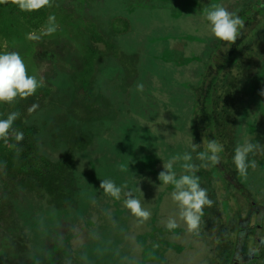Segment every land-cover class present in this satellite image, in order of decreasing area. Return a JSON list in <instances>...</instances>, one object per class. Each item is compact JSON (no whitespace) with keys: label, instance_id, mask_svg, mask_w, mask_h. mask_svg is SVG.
I'll return each instance as SVG.
<instances>
[{"label":"rangeland","instance_id":"obj_1","mask_svg":"<svg viewBox=\"0 0 264 264\" xmlns=\"http://www.w3.org/2000/svg\"><path fill=\"white\" fill-rule=\"evenodd\" d=\"M194 1L53 0L44 19L32 23L0 4V52L18 51L29 74L44 80L33 96L0 104V119L20 113L13 128L24 137L0 141L3 264H145L135 244L146 230L134 231L148 221L130 212L124 193L133 191L164 221L177 216L171 192L155 198L166 189L158 180L163 162L181 154L183 110L176 52L159 51L176 28L166 23L146 35L141 24H129L128 7L167 6L173 12ZM49 15H55L57 31L27 39L30 32L40 34ZM33 104L39 107L29 114ZM103 179L122 187L120 199L99 188ZM173 257L160 264H203L194 249Z\"/></svg>","mask_w":264,"mask_h":264},{"label":"flooded vegetation","instance_id":"obj_2","mask_svg":"<svg viewBox=\"0 0 264 264\" xmlns=\"http://www.w3.org/2000/svg\"><path fill=\"white\" fill-rule=\"evenodd\" d=\"M208 2L202 7L201 0L187 5L181 2L173 12L167 6L140 3L128 7L129 24H141L146 35L166 23L176 28L175 37L170 36L173 39H167L159 51L176 52L177 96L183 110L181 155L190 152L193 163L199 165L197 153L206 149L208 140L223 145L221 163L197 172L201 187L214 202L204 208L199 234L189 233L183 222L168 230L166 218L150 211L147 227L134 231L146 230V238L139 246L135 244L144 253L145 264L164 263L192 249L198 251L203 264H264V148L249 154V162L255 160L257 166H249L246 176L239 175L233 163L237 145L245 141L264 145V96L259 94L264 90V0ZM213 4H222L244 21L235 44H225L211 35L205 13ZM158 62L169 63L164 59ZM234 96L240 97L234 100ZM187 119L191 122L185 136ZM186 137L191 139L189 147ZM193 143L199 145L196 152ZM180 163L175 165L178 176L183 174ZM162 190L165 192L156 200L165 198L173 187L163 186ZM74 233L78 235L80 230ZM139 253L135 256L142 257Z\"/></svg>","mask_w":264,"mask_h":264},{"label":"clouds","instance_id":"obj_3","mask_svg":"<svg viewBox=\"0 0 264 264\" xmlns=\"http://www.w3.org/2000/svg\"><path fill=\"white\" fill-rule=\"evenodd\" d=\"M8 3L15 5L21 12L28 13L53 7V0H0V4ZM205 19L208 22L211 35L225 44H235L244 26V21L222 4H213L210 9L206 10ZM58 27L55 15H49L47 24L40 30V34L38 35L35 31L30 32L27 34V39L39 40L41 36L53 35ZM43 86V78L38 79L37 75L29 74L28 66L18 51L0 52V104H14L18 99H27ZM143 87V84H137L136 90L142 92ZM259 94L264 96V90H261ZM38 107V104H33L28 108V113L32 114ZM19 116L20 113L14 111L10 112L7 118L0 119V141L7 144L10 138H14L17 143L23 140V133L13 128L14 122ZM198 147V144L193 143L192 151L196 152ZM258 148H264V145L245 141L235 147L233 163L239 175L246 176L249 166L253 169L256 168V161L249 162L248 157ZM222 152L223 145L212 139L207 141L204 151L197 153L196 159L201 162L199 165L193 163V156L190 152L174 155L167 162H163L158 180L161 182L160 185L173 187L170 195L178 207L177 216L169 217L166 221L165 227L168 230L179 227V221L186 225L189 233L199 234L204 208L212 207L214 202L209 198L207 189L201 187L197 172L200 168L219 165ZM177 162H182L180 167L183 169V174L179 176L174 168ZM121 171L124 169L121 168ZM99 188L106 195L117 200L120 199L123 190L112 179L101 180ZM124 195L126 196L124 204L135 217L142 221H147L151 217V212L142 206L133 191L129 190Z\"/></svg>","mask_w":264,"mask_h":264},{"label":"trees","instance_id":"obj_4","mask_svg":"<svg viewBox=\"0 0 264 264\" xmlns=\"http://www.w3.org/2000/svg\"><path fill=\"white\" fill-rule=\"evenodd\" d=\"M8 6L10 11L20 15L22 18L26 19L29 23L39 22L43 20L49 9V8H44L40 11L28 13V12H21L15 5H12L11 3H8ZM0 264H3V261L1 259H0Z\"/></svg>","mask_w":264,"mask_h":264}]
</instances>
